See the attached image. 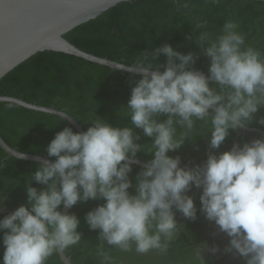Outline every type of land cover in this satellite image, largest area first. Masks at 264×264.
<instances>
[{
	"label": "clouds",
	"instance_id": "9594fccd",
	"mask_svg": "<svg viewBox=\"0 0 264 264\" xmlns=\"http://www.w3.org/2000/svg\"><path fill=\"white\" fill-rule=\"evenodd\" d=\"M204 27L206 22L198 25ZM238 29L229 20L215 39L206 31L195 38L210 58L208 76L192 67L196 54H182L167 43L142 52L132 63L129 69L142 78L132 89L127 110L132 125L151 138L150 145L137 143L140 136L132 128H115L100 119L83 133L70 127L58 132L46 149L56 159L42 162L32 177L46 187L38 191L26 184L27 205L0 219L3 264H46L57 250L78 245V217L59 209L98 199L105 203L89 211L85 221L90 230H100L102 242L124 252L134 245L140 254L166 253L181 226L173 209L187 220L197 218L194 199L186 194L193 186L202 189L200 212L230 237L225 252L235 250L246 264H264V139L242 147L233 144L191 169L180 167L179 156L167 155L193 137L197 121L210 125L209 147L218 149L230 130L246 127L264 106V57L245 45ZM161 54L166 64H154ZM209 80L218 87L210 88ZM162 115L167 119L161 122ZM258 123L264 125V118ZM140 152L153 158L137 174L132 195L129 174ZM6 199L0 196V205ZM192 249L194 264H206L205 250L219 252L207 242ZM100 255L101 264H114L106 253Z\"/></svg>",
	"mask_w": 264,
	"mask_h": 264
},
{
	"label": "trees",
	"instance_id": "16d2710c",
	"mask_svg": "<svg viewBox=\"0 0 264 264\" xmlns=\"http://www.w3.org/2000/svg\"><path fill=\"white\" fill-rule=\"evenodd\" d=\"M185 4L188 5L187 8L184 7ZM229 20L239 25L238 30L245 36V45L259 50L264 57V0H218L216 3L211 0H131L77 26L65 38L84 52L128 66H132L142 52H154L156 48L167 43L182 54H196L199 58L192 67L208 76L210 58L203 54L195 38L200 31H206L215 39L221 34L224 23ZM204 22L206 27L198 29V25ZM186 36L192 39H186ZM166 61V56L161 54L154 64L165 65ZM141 78V75L121 73L71 55L44 51L35 54L4 76L0 80V95L64 110L85 132L96 119L115 128H132L134 135L140 136L137 143L148 146L152 143L151 138L144 136L141 129L132 125L127 110L132 89ZM209 86L215 89L218 83H209ZM261 118H264V106L259 108L247 126L264 132V125L258 123ZM159 119L162 122L167 116L162 115ZM65 127H70L77 133L65 120L57 116L27 110L12 103H0V135L9 146L19 152L37 154L54 161L56 158L49 157L46 149L55 135ZM209 128L210 125L197 121L193 137L186 140L180 149L167 155L173 158L179 156L180 166L193 168L195 165H203L209 154L218 156L231 150L233 144L242 147L244 143L263 139L257 133L230 130L218 149H210ZM137 156L146 163L153 158L151 154L144 152ZM39 165L13 157L6 158L5 152L0 148V196L7 197L3 205L12 209V212L21 205H27L26 184L30 183L38 191L46 187L32 178ZM141 170L143 169L132 165L129 178L133 187L128 190L132 195H135L136 176ZM190 191L197 209L196 220H187L182 213L173 209L177 224L181 226L168 251L160 253L154 250L140 254L133 245L135 262L194 264L192 248L205 242L197 234L198 229L206 230L218 226L208 221L200 208L198 209V205H201L202 189L193 186ZM104 203L101 199L89 200L68 210L67 214L78 217L80 224L77 231L81 234L78 245L64 250L72 264H81V258L86 257L103 260L100 255L102 252L111 258L123 253L116 246L102 242L99 239L100 230H90L85 221L89 211ZM218 232L223 246L221 254L224 253L227 258H237L236 264H246L245 258L236 254L235 250L225 252L230 237L219 228ZM3 235L4 232L0 231V260L5 251ZM101 243L104 244L102 247ZM207 244L212 246L210 242ZM214 257L207 250L203 256L206 264H216ZM119 261L123 262V259ZM46 264H62L57 252L48 258Z\"/></svg>",
	"mask_w": 264,
	"mask_h": 264
},
{
	"label": "water",
	"instance_id": "95a60500",
	"mask_svg": "<svg viewBox=\"0 0 264 264\" xmlns=\"http://www.w3.org/2000/svg\"><path fill=\"white\" fill-rule=\"evenodd\" d=\"M131 0H0V80L17 66L40 52H59L84 61L105 66L121 73L131 72V66L87 53L70 43L65 35L77 26L95 19L108 9ZM208 83H218L209 80ZM0 103H12L21 108L57 116L65 120L77 133L85 132L64 110L29 103L19 98L0 95ZM214 111V109H210ZM243 133L253 132L264 139V132L258 128L244 127ZM0 148L6 158L39 163L52 160L37 154L23 153L9 146L0 135ZM136 165L144 169L146 162ZM191 169L186 165L180 166ZM67 208L61 207L63 214ZM62 264H72L64 250H57Z\"/></svg>",
	"mask_w": 264,
	"mask_h": 264
},
{
	"label": "flooded vegetation",
	"instance_id": "af4514ba",
	"mask_svg": "<svg viewBox=\"0 0 264 264\" xmlns=\"http://www.w3.org/2000/svg\"><path fill=\"white\" fill-rule=\"evenodd\" d=\"M189 196H192L193 193L191 191H188L186 193ZM201 207V205H198V209ZM12 212V209L8 208L5 205H0V218L2 216H6L8 214H10ZM180 216V214H179ZM198 235L201 236V239L205 242H210L212 245H216L219 247V252H217L215 254V261L216 264H236L237 263V258H233V257H226L225 254H221L222 250H223V246L221 245V239H220V235L218 232V228H210V229H206V230H200L198 229L197 232ZM94 247V246H93ZM118 250H121L120 248L116 247ZM133 250V247H132ZM129 251V252H124L120 255L117 256L116 258H112V260L114 261V264H147L145 261L144 262H135L136 258L133 259V251ZM57 252V251H56ZM206 254V250L203 252V256H205ZM70 258V257H69ZM83 261L81 264H101L102 260H93L94 258H81ZM119 259H123V262H120ZM71 260V259H70ZM1 264H3V255L1 257L0 260ZM168 264H174V262H170Z\"/></svg>",
	"mask_w": 264,
	"mask_h": 264
}]
</instances>
